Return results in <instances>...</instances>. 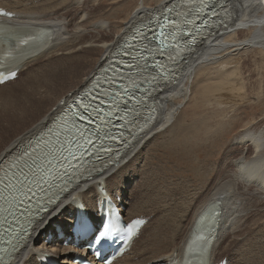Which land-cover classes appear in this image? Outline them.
Instances as JSON below:
<instances>
[{"label": "bare ground", "instance_id": "bare-ground-1", "mask_svg": "<svg viewBox=\"0 0 264 264\" xmlns=\"http://www.w3.org/2000/svg\"><path fill=\"white\" fill-rule=\"evenodd\" d=\"M83 1L84 0H76L74 4L78 6L73 8L74 12L77 11V14H84L82 17H80L81 15L79 16L82 21H80V23H70L67 20L69 17L68 12L62 15L58 14L63 10L62 8L64 6L67 4L69 5V0H58L56 7L51 6L56 2L54 0H47V3L37 1L39 4L35 2L37 5L31 8L27 6L28 4L23 5V2L30 3L29 0H0V8L7 10L13 15L12 18H4L5 23L9 24L10 27L5 39L0 42V50L9 49L11 44H16L17 41L28 35H32L35 38L28 47L18 49V53L7 69L18 68L21 71L40 63L43 59L51 60L56 56H62L56 64L52 61L47 68L44 67L45 70L44 73H41L43 74L42 76L40 74V76L36 74L32 78L28 76V79H30L24 85L17 84L18 80H16L13 83L0 86V171L14 154L20 152L28 141L45 130L53 119L65 108L66 104L91 83L98 72L103 69L110 57L114 61L121 58L119 51H116L113 55L116 48L131 30L149 15H145L147 12L146 10L137 9L134 17L131 18L128 23L121 25L119 31L115 29V32H113L114 29H111L113 33L108 34L107 30H110L109 26L107 27L108 24L105 25L103 23L99 25L96 33L95 30L94 33H89L88 19L91 18L89 11L85 10V2L87 0L84 2V7L79 6V3ZM95 1L98 2L99 0ZM173 1L175 0H164L157 7L159 10L153 12L165 9ZM228 2L230 3L228 8L230 14L227 23L221 24V26L224 27L220 29L219 33L212 35L208 40L203 41L199 45L195 54L188 58V61L179 69L180 74L178 77L166 87L168 89L170 87V90H164L157 95V109L159 112L161 111L160 108L163 106L161 105L162 103L167 110L159 121L161 125L156 127L159 129L156 131L154 129L151 133L153 134L155 132L153 136L163 131L167 132L174 127V124L177 122L176 116L178 115V112L174 109L175 103L179 100L185 101L186 98H188V86L194 76L201 72L203 73L212 66L222 65L226 61L234 62L233 60L237 59L236 56H241L240 54L243 52L257 49L264 54V0H228ZM88 3H90V0L87 4ZM170 8L172 10L174 9L173 6ZM178 8L184 13L187 12V9L181 6ZM65 10L73 11L69 8ZM124 15L125 14H121L120 17H124ZM49 29H52V33L47 32ZM33 50H36L37 54L31 56L24 62L22 59L23 55L27 51ZM89 57L94 59H87ZM99 58L101 59L100 62H98ZM226 66L227 65H225V67ZM223 77L226 78L225 82H222V86L228 81H231L226 74ZM228 84L229 83L226 85L228 86ZM11 85L14 86L10 88L9 86ZM217 87L218 86H216V88ZM207 89L209 90V88H206V91ZM202 91L204 92V90ZM206 91L205 93L209 92ZM215 94H217V92ZM221 95H219V97H221ZM160 96L161 100H159ZM204 96L208 97V100H212L209 99L210 96H208V93ZM204 96L201 97L205 98ZM213 97L214 99H219L218 96L213 95ZM200 99L202 100V98ZM200 104L203 105V103ZM196 106H198V104ZM202 107L199 106V108ZM184 129L186 128H183V131ZM148 131H150V129L145 132L147 135L143 133L122 158L107 168L103 173L82 183V185L77 188H74L68 193L69 195L63 197L61 200L50 204L47 207L48 209L41 214L38 223L30 228V236L27 244L21 249L11 264H40L39 260L42 264H47V256L45 257V254L43 255V253L37 251V248H35L38 237H40L43 232L49 230V227L59 219L62 222H68L66 219L67 216L70 217L72 215V219L75 218V213L79 211L78 208L76 210H70L69 213L66 212L67 207H69L71 203L75 205L76 202L81 200L85 210L88 208L92 209V206L98 207L99 203L104 201L103 197L98 192V187L100 185L105 187L107 193L115 201L116 197H121L120 194L123 189L119 187L120 190L118 189V191L113 192L110 180L118 181V177H120L119 173L123 172L125 167L128 168L131 166V161L125 166L122 164L137 150L136 147L149 136L150 132ZM147 140H149V138ZM238 141L240 146L255 147V158H245L243 154L242 158H240L238 160L239 162L235 165L237 172L234 173V175L231 174L225 184H223V181V185L219 184L214 187V191L209 195L210 198L200 209L201 212L196 213L193 219L189 217L193 203H188V205L186 204L185 206V203L182 202V204H180L181 207L177 206L181 208V212L183 210L181 215L177 217V225L175 223L169 224V221L161 224L158 228V232L152 234L149 238V243L147 242L148 244L146 243L147 245L143 246L141 254H139V262H131V257H128L130 253L128 252L118 261L119 263L153 264L162 261L165 262V264H174L181 262L184 255H187V258H189L193 251L201 250L202 244L194 242V238L197 234L202 232L206 227L218 226L220 227L219 235L216 242H214L210 248V254L204 253L203 255H198L205 264H216L220 261L216 262V258L221 255V253L217 252H220L219 247L226 244L227 241L230 242L228 243L230 247L234 245L238 246L237 244L240 245L242 252L245 253L244 259L246 263L264 264V241L261 239L259 240L260 234H263L262 237L264 238V226L261 225L257 230H255L257 227L253 228V231L249 230L254 223L251 217L246 214L252 209L264 207V132L261 131L258 133V131L249 129L248 132H246V136H240ZM244 158L246 159L245 162L243 161ZM115 168L118 169L114 170ZM119 169L120 172L118 171ZM112 172L114 173L110 174ZM141 176L143 177V175ZM118 184H121V181H118L117 185ZM150 187L149 192L146 194L148 195V202L135 203L132 206V213H129V219H149L151 213L157 214L160 212V209L164 205V198L162 197L164 192L162 189L157 190V187ZM181 187L184 186L177 184V187L173 188L176 189V196L181 192ZM168 191H170V189ZM132 198L135 199L134 194ZM172 199L174 198L172 197ZM170 202H172V200ZM170 202L168 200L169 204H171ZM86 206H88V208ZM215 206L222 212L219 217L220 221L217 224L212 221L213 213L209 211ZM121 207L123 208V205H121ZM164 207H166V205ZM153 208H155L156 211L150 210ZM145 212H149L146 213V215L149 214V217L145 216ZM203 215H205L204 221L198 223L199 218ZM190 218L192 219L191 223L189 222ZM53 219L54 222L51 224ZM155 222L157 223V219ZM247 222H250L251 226L247 227ZM150 225L151 224L147 225L142 232H145ZM242 232L244 235L240 238V233ZM50 235L52 236L51 242L57 241V246L63 245L64 241L67 239L66 237L63 238V236L66 235L64 229H61V233L59 234L51 232ZM48 236L47 234L44 239L46 240ZM232 237L236 238V240L230 241ZM133 246L131 249L133 250L132 254L135 253V248H133ZM63 251L65 252V250ZM144 253H149V258L145 257ZM51 260L56 264L57 259L53 258Z\"/></svg>", "mask_w": 264, "mask_h": 264}, {"label": "rangeland", "instance_id": "rangeland-1", "mask_svg": "<svg viewBox=\"0 0 264 264\" xmlns=\"http://www.w3.org/2000/svg\"><path fill=\"white\" fill-rule=\"evenodd\" d=\"M29 1L30 3L23 2V5L28 4L27 6L31 8L37 5L35 3L37 1L47 3V0ZM54 1L56 2L51 5L52 7H56V3L58 2V0ZM69 1L70 6L68 4L66 5L67 7L64 6L62 8L63 10H61L58 14L62 15L63 13L66 14L68 12V22L80 23V21H82L80 17H82L84 14H77V11L74 12L73 8L76 6V4H74L76 0ZM85 1L86 0L79 3V6L84 7L86 4L87 7L85 6V10L89 11L90 13L91 19H88V27L90 29L89 33H94V30L96 33L99 25L104 23L105 25L108 24L107 27L109 26L110 30H107V33L110 34L115 32V29L119 31L121 25L128 23L131 18L134 17L137 9L143 11L146 10L147 12L145 15H147L155 10H159L157 7L164 0H99L98 2L95 0H90V3L88 4L87 2L89 0L86 2ZM39 2L37 3L39 4ZM68 8L73 11L65 10ZM121 14H125L124 17H120ZM111 29H114V31ZM219 32L220 31L217 33ZM240 55L241 56H236L237 59L233 60L234 62L226 61L224 62L225 64L223 63L222 65L212 66L203 73L201 72L194 76L188 86V98H186L185 101L179 100L175 103L174 109L178 112V115L176 116L177 122L174 124V127L167 132L163 131L162 133L153 136L155 132L153 134L151 133L154 129L155 131L159 129L156 127L161 125L159 121L167 110L165 105L161 103L163 106L160 108L161 111L159 119L150 129V131H148L151 135L149 134V136L143 142H141L139 146L136 147L137 150L134 152L135 154L133 153L131 157H129V159L122 164L125 166L129 161H131V166L128 168L125 167L123 172H120L121 168L118 170L120 172L118 181H121V184H118V186V181L109 179L112 183L111 188L113 192L118 191V189L120 190V188L123 189L122 193L120 194L121 197H116V199L120 205H123L122 211H124V218L130 217L129 213H132V206L135 203L138 204L148 202V195L146 194L149 192V189L151 188L150 186H154L155 188L157 187V190L162 189L164 192L162 196L165 200L164 201L162 199L164 205L160 209L159 213H151V217L148 219L147 223V225H151L145 232H142L141 237L135 243V253L132 254V250L130 252L131 255L129 254L128 256L131 257V262H139V254H141L143 246H146L149 243V238L152 234H156L158 232V228L161 224L169 221V224L175 223L177 225V217L183 212V210L181 212L180 208V204H182V202L185 203V206L186 204L188 205V203H193L189 213V217L193 219V216H195L196 213L201 212L200 209L210 198L209 195H211L214 191V187L219 184H225V182L228 180V177H230L231 174L234 175V173L237 172L235 165L237 162H239L238 160L242 158L243 154L245 158H255V147L250 148L246 147L245 145L240 146L238 144V138L242 135L246 136V132H248L249 129L258 131V133L261 131L264 132V54L256 49L243 52ZM61 57L62 56H56L51 60L43 59V61L40 63H37L28 69L26 68L21 70L18 78L16 79L18 80L17 84H26L28 80L34 77L36 74H40L42 76L43 74L41 73H44V67L47 68L49 63L52 61H54L56 64ZM87 59L92 60L94 58L89 57ZM100 60L101 59L99 58L98 62H100ZM225 65L227 66L225 67ZM225 74L231 80H227V83L230 84H228V86L226 85L227 83L222 86V82H225L226 77H223ZM28 76L30 77L29 79ZM14 81L8 82L6 84L13 83ZM13 86L14 85H11L9 87L11 88ZM216 86H218L220 89L218 87L216 88ZM206 88H209V90L207 89L209 92L206 91ZM167 89L168 88L164 90ZM168 90H170V87ZM202 90H204V92ZM205 91L208 93V96H210L209 99L212 100H208V97H206L207 95L204 96L207 94ZM216 92L218 95L215 94ZM213 95L218 97L221 95V97H219V99H214ZM161 96L159 100H161ZM201 96H204L205 98ZM200 98H202L203 101ZM200 103H203L204 106ZM197 104L198 106H196ZM199 106L202 108H199ZM183 128L186 129L183 131ZM145 134L147 135V133ZM148 138L149 140H147ZM176 140H178L180 143ZM245 158L243 160L244 162L246 161ZM116 169L118 168H115L114 170ZM113 173L114 172L110 174ZM141 175H143V177ZM177 184L184 187H181L182 193L180 192L176 196V189L173 188L177 187ZM168 188L170 191H168ZM133 194L135 195V199L132 198ZM172 197L175 200L172 199ZM168 200L169 202L172 200V202H170L171 204L168 203ZM165 205L166 207H164ZM72 209L75 210L73 205L67 207L66 212L69 213V211ZM150 210L156 211L155 208ZM89 211L92 214H95V218H97L95 206H92V209H89ZM146 213L149 212H145V216L149 217V214L146 215ZM246 214L251 217L254 223L251 226V223L247 222V227L251 226L249 230L253 231V228L255 227H257L255 229L257 230L261 227V225L264 226V207L252 209ZM191 218L189 220L190 223L192 222ZM66 219L68 222H62L59 219L56 221V223H53L49 227V230L43 232V234L36 240L37 242L35 244V248H37V251L51 258L57 259L60 264H73V259H71L70 255L74 252L70 251V246L65 247L62 244L57 246V241L48 243L47 239H44L47 234L49 235L51 232H56L57 228L64 229L65 232L69 234V231L73 226L74 218L72 219L71 215L70 217L67 216ZM156 219L157 223L155 222ZM147 225L145 227H147ZM243 235V232L240 233V238ZM262 236L263 234L259 235V240L261 239L264 241ZM235 240L236 238L232 237L230 241ZM228 243L230 242L227 241L226 244L220 246L221 248L219 247L220 252L217 253H221V255L216 258V262L226 259L228 260L229 264H248V262L246 263L244 259L245 253L242 252L240 245L237 244L238 246L234 245L233 247H230ZM63 250H65V252ZM144 256L149 258L150 254L144 253ZM160 263L164 262L158 261L153 264Z\"/></svg>", "mask_w": 264, "mask_h": 264}, {"label": "snow or ice", "instance_id": "snow-or-ice-1", "mask_svg": "<svg viewBox=\"0 0 264 264\" xmlns=\"http://www.w3.org/2000/svg\"><path fill=\"white\" fill-rule=\"evenodd\" d=\"M203 2V0H201ZM171 8L166 9V11H171ZM171 23V21H170ZM142 35V34H141ZM31 42V38H24L20 39L16 42V44L11 48L7 49L4 52L0 53V69L6 68L7 64L5 61L14 58L13 54L24 45H28ZM129 47H132V45H129ZM125 55H130V53H125ZM171 58V57H170ZM128 67H133L132 64H129ZM11 76L15 77L16 73L11 72ZM163 78V76H161ZM157 77L153 76L151 80H145V83H152L156 81ZM3 80L0 79V83H2ZM111 83H116L115 79L111 81ZM93 99H96L93 97ZM80 119L83 120L84 116L81 115ZM151 119V118H150ZM67 126V122H65V127ZM73 128H75V124H73ZM69 133L73 132V129H68ZM75 135L78 136V139L74 142H69L68 146H61L60 149V155L57 157L54 153H47L46 156H50L51 158H46L44 161H39L37 159V149L41 148L43 141H38L35 146L30 145L28 148H26L23 153L17 157L16 161L11 165V168L13 169H20V174L23 176V180H20L19 177L16 176V173L13 172V178L17 180L20 187L17 188L15 184H12L11 181L8 183H5V188L11 187L14 192L11 194V199L5 198V202L7 203L8 207L5 209V211H8L9 214H13V209H17L19 205L23 204L24 200L30 199L29 193H33V188L40 191H45L44 188L45 185H47L48 188H52L55 185L52 184L50 181L56 180V179H63L65 175H67V170L64 173H60L58 171L57 165L61 168H64L65 165L62 163V161H68L69 157L72 159H79V157L76 156L74 152H72L71 147L74 143L75 147L83 149L84 151H90V149H84L83 144H81L79 141L80 139H83L85 143L89 145H93V141L86 137L83 131H77ZM110 139H115L114 136H110ZM106 150V149H105ZM64 152H67L68 155H64ZM28 161H31V164L28 163ZM21 164L23 165V168H21ZM24 169H27L25 172ZM103 171V170H101ZM5 178H7V172H5ZM4 181H0V183H3ZM63 190V189H62ZM34 194V193H33ZM23 197V199H21ZM84 230H87V226H82ZM123 231L120 229L115 222H111L109 226L105 227L103 230L98 231L94 242L96 244L102 243L106 239H113L116 235L119 234V232ZM131 235V230H129V237ZM200 239L202 240L203 244L201 247V254L204 253L210 254V248H211V238L208 236H201ZM99 255V253H97Z\"/></svg>", "mask_w": 264, "mask_h": 264}, {"label": "water", "instance_id": "water-1", "mask_svg": "<svg viewBox=\"0 0 264 264\" xmlns=\"http://www.w3.org/2000/svg\"><path fill=\"white\" fill-rule=\"evenodd\" d=\"M88 180H90V179H84L82 182H80V183L78 184V186L82 185V183H84V182H86V181H88ZM78 186H77V187H78ZM77 187H76V188H77ZM68 195H69V194H68ZM71 205H72V203H71L69 206H71ZM215 211L218 212V215L221 213V210H220L218 207H216V206H215L213 209L210 210V212H212V213L215 212ZM53 222H54V219L52 220V223H53ZM52 223H51V224H52ZM46 256H47V255H46ZM48 257H49V256H48ZM70 257L73 258L74 256H73V255H70Z\"/></svg>", "mask_w": 264, "mask_h": 264}]
</instances>
